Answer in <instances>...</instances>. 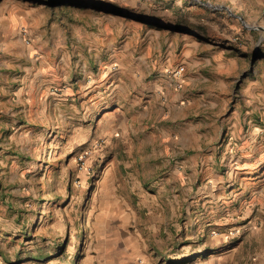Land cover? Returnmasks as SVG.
I'll use <instances>...</instances> for the list:
<instances>
[{
	"label": "rangeland",
	"instance_id": "rangeland-1",
	"mask_svg": "<svg viewBox=\"0 0 264 264\" xmlns=\"http://www.w3.org/2000/svg\"><path fill=\"white\" fill-rule=\"evenodd\" d=\"M180 66L178 88L166 71ZM163 78L194 104L173 124L190 142L178 161L194 164L179 188H240L218 146L230 125H242L238 141L259 133L264 146V0H0V253L9 261L32 245L34 222H45V243L80 251L95 204L153 198V181L142 182L151 166L131 162L139 148L130 153L122 135L108 149L81 142L92 121L65 110L60 95H161Z\"/></svg>",
	"mask_w": 264,
	"mask_h": 264
},
{
	"label": "crops",
	"instance_id": "crops-1",
	"mask_svg": "<svg viewBox=\"0 0 264 264\" xmlns=\"http://www.w3.org/2000/svg\"><path fill=\"white\" fill-rule=\"evenodd\" d=\"M158 82L154 87L162 91L161 95H98L94 94L96 88L83 87V80L78 95H60L65 110L73 111L80 121H92L90 136L84 134L81 142L92 145L102 139V148L108 149L122 135L129 142L130 153L139 148L131 162L151 166L143 172L142 182L153 181V198L131 204L115 197L111 203L95 204L94 218L89 221L90 239L80 251L45 243L51 236L43 230L45 222H34L30 233L26 231L34 238L32 245L16 253L11 261L0 253V264H138L139 259L146 264H264V146L258 145L259 133L240 142L236 131L243 133L242 125H230L231 134L218 146L226 149L224 155L230 158L232 173L236 171L242 178L240 188L227 191L224 187L195 188L192 184L179 188L178 180L194 179L193 173H187L194 164L189 162L191 155L178 161L180 151L185 154L190 142L173 124L194 104L185 105L182 101L189 95L184 89L173 91L169 79ZM211 95L217 94L210 91L206 97ZM185 130L190 133L193 128ZM136 140L138 147L130 144ZM233 147L238 150L235 154L228 151ZM212 153L210 160L218 165ZM260 153V162H253ZM164 168L169 170H163L157 183L153 179ZM244 182L254 188L244 187ZM182 216L184 220L179 223ZM173 226L175 233L171 231Z\"/></svg>",
	"mask_w": 264,
	"mask_h": 264
},
{
	"label": "built area",
	"instance_id": "built-area-1",
	"mask_svg": "<svg viewBox=\"0 0 264 264\" xmlns=\"http://www.w3.org/2000/svg\"><path fill=\"white\" fill-rule=\"evenodd\" d=\"M185 72V68L183 66H180L174 70H167L166 73L171 76L172 80L174 81L175 85L178 88L182 87V78ZM138 264H146L143 259L138 260Z\"/></svg>",
	"mask_w": 264,
	"mask_h": 264
}]
</instances>
